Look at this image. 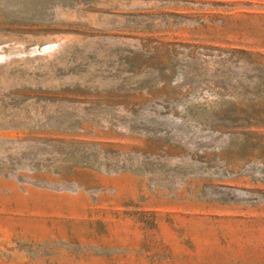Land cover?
<instances>
[{"label":"rangeland","instance_id":"rangeland-1","mask_svg":"<svg viewBox=\"0 0 264 264\" xmlns=\"http://www.w3.org/2000/svg\"><path fill=\"white\" fill-rule=\"evenodd\" d=\"M0 264H264V0H0Z\"/></svg>","mask_w":264,"mask_h":264}]
</instances>
